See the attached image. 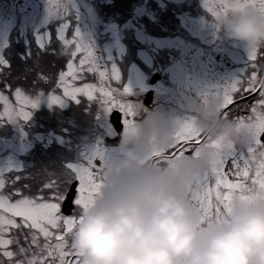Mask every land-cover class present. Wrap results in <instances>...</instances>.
Returning <instances> with one entry per match:
<instances>
[{
    "label": "rangeland",
    "instance_id": "374dc122",
    "mask_svg": "<svg viewBox=\"0 0 264 264\" xmlns=\"http://www.w3.org/2000/svg\"><path fill=\"white\" fill-rule=\"evenodd\" d=\"M23 1L32 4L30 9L23 13L24 18L29 22H24L23 19L20 20L19 15L21 13H15L17 9L9 3L6 7L9 11H13L12 19L15 24L13 25L12 20L1 23L3 20L0 13V58L3 57L1 46H5L6 53L4 56L5 61L2 65L11 66L13 70L12 78L14 80L18 76H24V79L20 81L19 90L17 85L16 89H12L10 94L9 84L7 83V86H4L5 92L2 93L0 91V118H3V121L7 122L10 126L16 127V133L9 137L8 140L0 138V174L8 168L9 161H13V165L17 163L16 168H18L17 166L20 163L17 154L27 150V143H24L21 139L19 123L20 119L33 117L34 113L31 109L40 110L42 108L41 110L45 115L47 110L51 108V112L47 113L44 121L46 124L57 128L58 133L56 137L58 140L61 139L58 136L60 131H67L71 135V141L66 142L63 147L65 151H71L73 145L81 139L90 125L93 110L89 100L95 97L93 90L97 88V86L85 83L83 80L84 74L81 73L82 70L88 71L91 69L90 57L84 48V43H87L89 51L92 52L90 56L93 68L99 71V73L95 72L93 78H98V76L101 79L109 78L110 81L112 80V83L119 84L121 89L120 92H116L111 96V94L105 92L108 91L107 87H104V90L101 87L99 88L103 96L101 98L102 106L98 107L100 118H97L100 120L97 121V124L107 129L108 134H112L107 117L111 109L117 108L124 115L128 114L126 115L127 122H131L130 116L133 114L132 112H135L142 128V132H140L138 127L131 126L130 123H124L122 142L117 149L108 150L109 155L112 157L115 153L117 159L116 161L114 160L115 164H117V169L112 173L113 178H110L106 185L97 186L95 190L91 189V194L87 193L84 195L81 192H89L90 188L96 184L90 175L92 172L95 173L96 170V166L92 162L94 157L90 155V153L93 154V151L96 150L95 147L90 148V153L83 157L90 159V167L83 174L84 180L79 187L80 193L76 192L73 202L79 205L87 216L91 213L94 216L97 215L98 217L95 219L97 222L101 221L100 218H104L103 223L105 225L111 221L110 207L109 210H104L102 214L94 209L96 207L95 204L103 201L100 199L103 194L109 196L116 190H122L124 195L128 197L134 192L137 187L135 181L139 182L141 173L137 172L139 167L132 164V162L138 163L139 160H142L147 163L152 158L154 151L162 154L165 153V150H162L163 139L159 133L160 129L167 130L170 140H173L175 144H181V139H174L178 132L192 129L187 132L188 136L185 139H188L196 136L199 131L196 129L197 123L191 125L194 121L193 117L187 116L189 111L208 108L212 109V116L208 117V114H205L208 118L199 116V118L195 119L199 120L201 125L208 124L207 121H211L206 128L212 125L213 121L216 118L218 119V117L215 119L214 117L218 109H220L219 105L225 99L226 102L232 101L233 97L231 94H235L237 88H239L234 82L237 78L238 70H242L243 72L247 65L252 64L256 45L264 46V41L258 40V36L255 35L257 33L264 34V5L260 0H201L206 10L213 15L214 21L211 27L201 22L194 24L193 21H188L187 19L195 18H190L188 14L183 15L182 11L179 17L180 19H184L194 34L197 33L203 37L202 48L206 52L220 49L222 57L215 58L213 64L214 66H220L219 68L223 66L234 68L233 71L235 72L227 77L232 81H229L230 83L223 87L219 83L215 84L217 89L211 91L210 96H213L218 101L214 102L215 105H210L206 100L205 91L207 92L211 90V87H214L213 84L207 85L210 77H213V75L205 71L200 73L201 69L198 65L202 66L203 64L198 63L196 59L191 60L192 62L188 66L184 64L183 67L181 66L182 60L173 61L168 71L171 76L165 77L163 75L161 77L162 80L151 87L154 91L153 97L150 105H145L144 101L146 100L143 97L144 90L149 86L147 75L150 70L149 66L152 65L151 53L155 51L154 47L157 43L155 40H151L150 36L144 32L141 22V26L134 24L130 16H128V22L133 24L119 27L118 20L122 17L119 16L107 20L102 26H98L97 23L100 16L97 10L101 6L102 0ZM158 1L165 8H171L175 12L177 10L174 4L181 2V0ZM65 7L68 10L66 13H63ZM144 7H146V3L137 8L136 14L138 12L140 14L143 13L145 11ZM180 9L182 8L180 7ZM71 13L75 14L79 20L73 31V36L81 34L84 39L67 36V32L69 31L67 16ZM57 20L60 22L54 29L55 36L50 44H45L48 43L51 33V30H46L47 23ZM20 22L24 24L23 27H19L20 30L27 32L12 36V39L9 38L11 29H15L16 25L22 24ZM80 24L83 27H81L82 30H80ZM129 27L135 29V33L133 32L134 37L140 41L138 43L140 47L137 50L134 44L138 41L135 38H132L131 42L129 40L125 41L126 35H123V32L120 30V28L128 29ZM98 31H101L104 35H98ZM102 36H104L103 39L98 38ZM15 41H19V43ZM127 42H129L128 45H126ZM143 45L147 46L141 48ZM180 47L182 46L179 45L178 48ZM126 48L130 51L135 50L136 56L142 63L139 66L131 60L126 63L129 65L124 70L125 75H122V71H119L118 66L122 62ZM186 50L190 52L189 47ZM77 54H79V58L77 64H75L73 58ZM65 55L72 60L73 66H71V60H69V65H67V62L64 60ZM105 59L110 61V66L106 64ZM189 74H192V76ZM254 79L253 74L249 90L256 88L254 86ZM180 85H183L185 90ZM226 91L228 93L225 95ZM6 92L7 94H5ZM183 93L194 100L195 106L185 105L186 100L184 97H181ZM128 98L133 99V110L129 103L122 102L124 99L128 101ZM178 100H182V102L179 104ZM166 104L172 106L171 110H165L164 105ZM69 107L70 109L67 112L71 113L65 115L64 111ZM183 109H188V112ZM225 121V119L222 121L216 120L213 131L216 128H223ZM183 123H185L183 127L184 131L183 128L178 130L175 128L177 125H183ZM199 127L201 126L199 125ZM241 127L242 125L238 127V131L228 128L225 131L221 130L219 134L214 133L213 141L217 140L212 144L206 145V148L198 150L196 153L197 156L200 155L209 162L212 168L211 170L209 169L210 175H207L210 176L208 179L212 181V184L203 185L202 181H199L201 191H208L211 194L209 196L217 194L223 186L228 191L232 189L235 182L233 180L235 179L234 177L237 178L240 174L246 175L249 172L254 177L256 175L262 177L258 179L257 192L248 197L245 196V199L243 198V201L238 202L234 208L230 206L231 200L228 199L226 202L227 197H224L225 205L230 206L231 215L227 216L224 211L220 217L222 216L223 221H226L225 225L227 226V232L231 235V240L225 237L226 229L218 230L216 231V236L214 235L213 232L215 231L212 227L214 222H211L206 227H199L200 230L206 231V233L211 232L210 239L212 237V242L215 243L216 247H219L218 252L228 253L233 259H231L230 263L223 261L216 262V264H264V169H262L260 162L262 155H264V144L259 140V134L261 130H264V126L258 119H249L246 126L244 128ZM91 130H93V127ZM132 133L138 135V141H135ZM24 135L27 138L25 133ZM84 140H87L85 143L89 142V138L86 136ZM149 143L156 147L153 146V150L148 149ZM31 145L32 143L30 142L29 148ZM228 147L230 149L226 150ZM103 151L101 150V153ZM8 152H10L9 155ZM120 153L126 158H119L121 155L118 154ZM229 155H231V158H229L231 161L227 158L230 157ZM60 157L61 155L50 154L48 159L58 160ZM95 157H100V154H97ZM63 159L64 157L58 161ZM169 165L168 178L163 179L160 185L154 189L147 190L141 203L134 206L136 209L132 215H134L133 217L137 216V218L129 224L128 233L131 240L128 239V241L136 243L131 246L127 244L128 242L118 243L117 241H114L115 244L113 245L109 242L100 243L99 245L92 244L89 242L90 231H87L85 234L86 242L81 243V236L76 226L77 228L82 227L84 224L82 218L80 219L79 216L76 218L80 221L76 225L74 216L63 218L59 213L60 200L65 189V184H63L64 178L61 181L54 182V190L48 195L46 193L36 196L31 194L30 197L19 198L16 201H11L9 198L0 195V244L3 245L5 243L2 238L6 234L5 231L10 227L18 225V222L15 220L17 217L20 220V224L24 225V229L27 230V234L19 233L18 229L13 230L17 241L22 236L30 235V230H35L36 235L43 239V243L47 247L46 255H56V264H158L151 258L141 255L142 252H147L148 250L150 254H153L157 249H151L152 247L143 248L140 242L142 243V240H144L157 246L159 241L169 240L167 237L178 236L181 230H173L175 226H180L182 223L181 227H191L194 224L193 222L191 223L190 217H183V214L179 212L180 208H177L168 213L167 228H161V220L164 219L166 211L161 207L162 201L160 197L163 199L167 195L169 190L186 174V170L189 167L183 161H169ZM41 167H44V164H41ZM53 171L59 173L58 168H54ZM200 174L206 180L204 174L201 172ZM115 179L118 180V185L115 184ZM185 194H187V189ZM204 196L206 195L204 194ZM256 205L258 207H255ZM214 207L217 209V205ZM214 207H208V209L211 210ZM118 208L123 209V205H119ZM234 209L236 212H234ZM216 218H218L217 214ZM218 221V224L221 225L222 221ZM99 231L96 228L94 232ZM197 231L200 232L197 229L195 233ZM215 237L216 241H214ZM218 238H221V240H218ZM186 240H189V237H186L183 241ZM18 242L21 244L20 241ZM75 244L77 248L70 253L68 251L69 247ZM118 244L124 250L129 248L130 254L118 251ZM4 249L0 250V261L4 260L8 262L11 252L4 251ZM19 251L21 249L16 247L14 254L19 253ZM248 252L252 253L253 256L249 258L245 254H248ZM67 253L69 255H66ZM73 254L76 257L72 256ZM2 261L1 264H3ZM23 263L31 264L29 263V259L24 260ZM206 263L211 264L209 262ZM46 264L52 263L48 262ZM202 264H205V262H202Z\"/></svg>",
    "mask_w": 264,
    "mask_h": 264
},
{
    "label": "flooded vegetation",
    "instance_id": "af4514ba",
    "mask_svg": "<svg viewBox=\"0 0 264 264\" xmlns=\"http://www.w3.org/2000/svg\"><path fill=\"white\" fill-rule=\"evenodd\" d=\"M206 54L208 55V58L210 60V68L211 69H217L220 66H214L213 61L215 60V58H219V54L217 53H212L210 51L206 52ZM216 67V68H215ZM221 71V69L219 70ZM218 72V71H217ZM215 82H218L219 84H224L225 80L222 78H218L216 79L214 78H210L209 83H213L215 84ZM181 97H184L186 100L185 105H190V106H195L194 100L188 96H186L184 93L181 94ZM180 102H182V100H178V103L180 104ZM164 108H166L165 110H170L172 108V106H170L169 104L164 105ZM182 109V108H181ZM183 110H187L188 109H183ZM158 112V111H156ZM155 112V113H156ZM190 117H193V123L191 125H194L197 123L196 127H198L200 125V121L195 119V118H199V116H203L206 117V115L204 114L203 110H190L188 115ZM135 120H138V116H134ZM185 123H183V125H177L175 128L176 129H182L185 125ZM192 129H187L186 131L189 132ZM160 135L162 136L163 142H162V147L164 145L168 146L169 143V135H168V131L167 130H162L160 129L159 131ZM132 135L135 138V141L139 140L138 135H136L135 133H132ZM192 138V137H191ZM168 140V141H167ZM198 145V141L197 140H183L182 143L177 146L174 147L173 145H170L171 148H173V153L176 150H179L180 148H183L184 150H191L194 151L197 148ZM154 145L149 143L148 144V148L153 147ZM156 147V146H154ZM170 150H165V153L160 154V158H152V160L145 165H142L141 169L139 172H141L140 175V179L139 182L135 181V184L137 185V189L134 190L135 194L136 193H146L147 190H152L154 189L156 186L160 185V183L162 182L163 179H167L169 176V171H170V165H169V161L173 160L174 157L176 156V154L174 156L171 155V153H169ZM190 156V153H189ZM228 158V157H227ZM228 160L231 161V159L228 158ZM208 166V171L210 172L211 165L208 162L207 164ZM117 169V164H113L112 166V170L113 172H115ZM210 169V170H209ZM159 171V173L157 175H155L157 172ZM186 174H184L180 180L177 182V184L175 186H173L169 192L167 193V195L164 196V198H161L162 204L161 207L164 209V211H166L165 217L164 219L161 220V224H166L167 225V221H168V213H170V211L172 210H176L177 208H180V211L183 216L188 215L189 217V213L190 216L192 218L195 219V222L193 224V226L198 225L201 220L204 219V216L207 214V212L210 211V209H208V207H214V206H205V205H201L202 201L201 199H205V198H212L215 197L216 194L213 196H209L211 195L210 193H208V191H201V185L199 183V181H202L203 185H207V182H209L211 185L212 181H210V179H208L210 176H207L206 180L203 179V177L200 174V169L199 166H195L194 164L192 165L191 169L186 170ZM138 172V173H139ZM207 175H210V173H208ZM97 178V181H102L103 183L105 182V178L106 175L103 174H96L95 175ZM235 181L240 182L244 176L243 174H240L237 178L234 177ZM116 182V184L118 185V180L115 179L114 180ZM153 185L151 188L150 186ZM168 186V184H167ZM186 189H187V194L186 193ZM226 187H222L220 188L219 191H226ZM145 190V191H144ZM117 196H125L124 192L121 190L120 192L117 191L116 193ZM204 194L206 197L204 196ZM136 209V208H135ZM215 209V207H214ZM120 212V211H119ZM112 214H116V208L115 210L113 209ZM137 218V216L129 218L126 223L124 225H120L118 226V229L120 230L121 239H130L129 237V233H128V228H129V224L131 219L133 221H135ZM91 228H94L93 225L90 226ZM135 227V226H134Z\"/></svg>",
    "mask_w": 264,
    "mask_h": 264
},
{
    "label": "water",
    "instance_id": "95a60500",
    "mask_svg": "<svg viewBox=\"0 0 264 264\" xmlns=\"http://www.w3.org/2000/svg\"><path fill=\"white\" fill-rule=\"evenodd\" d=\"M117 120H118V116L115 114H112L111 115V122L115 126L116 131L119 133L120 132V124ZM74 185L75 184L71 185L68 193L66 194L64 201L62 202L61 211L65 214H68L69 210L71 209V201H72L73 194H74Z\"/></svg>",
    "mask_w": 264,
    "mask_h": 264
},
{
    "label": "trees",
    "instance_id": "16d2710c",
    "mask_svg": "<svg viewBox=\"0 0 264 264\" xmlns=\"http://www.w3.org/2000/svg\"><path fill=\"white\" fill-rule=\"evenodd\" d=\"M2 263L3 264H17V260H13L12 258H10V259H8V262L3 260Z\"/></svg>",
    "mask_w": 264,
    "mask_h": 264
}]
</instances>
